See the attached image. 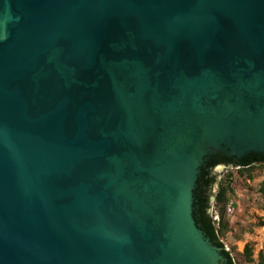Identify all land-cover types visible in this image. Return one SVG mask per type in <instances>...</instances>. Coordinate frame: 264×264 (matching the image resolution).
I'll list each match as a JSON object with an SVG mask.
<instances>
[{
    "label": "water",
    "instance_id": "obj_1",
    "mask_svg": "<svg viewBox=\"0 0 264 264\" xmlns=\"http://www.w3.org/2000/svg\"><path fill=\"white\" fill-rule=\"evenodd\" d=\"M215 152L264 154V0H0V264H224Z\"/></svg>",
    "mask_w": 264,
    "mask_h": 264
},
{
    "label": "rangeland",
    "instance_id": "obj_2",
    "mask_svg": "<svg viewBox=\"0 0 264 264\" xmlns=\"http://www.w3.org/2000/svg\"><path fill=\"white\" fill-rule=\"evenodd\" d=\"M236 169L226 170L218 180L219 185L227 174L233 175L232 193L226 194L223 207V228L219 240L229 251L235 264H259L260 254L264 255V196L257 192L264 181V165L253 170L251 181L238 179ZM212 216L219 217L218 204L211 202ZM250 249V262L243 256L244 247Z\"/></svg>",
    "mask_w": 264,
    "mask_h": 264
},
{
    "label": "trees",
    "instance_id": "obj_3",
    "mask_svg": "<svg viewBox=\"0 0 264 264\" xmlns=\"http://www.w3.org/2000/svg\"><path fill=\"white\" fill-rule=\"evenodd\" d=\"M223 156H217V158L210 161L209 165L213 166L217 163H220ZM226 162H229V159L225 160ZM264 165V156H258L254 154H250L241 160L237 161V164L235 165V174L238 179L251 181L254 178L253 170L257 168V166ZM212 179L206 178V176H203L200 179V182L205 185L212 183ZM233 184V175L227 174L226 178L222 181L220 184V191L217 194L216 200L220 202L221 204L225 205L227 202L226 194L232 193L231 187ZM257 192L264 196V181H262L258 187ZM198 204H199V215L200 220L202 224V229L205 234V237L209 239V241L215 245L217 248H220L222 251V255L226 259V264H235L234 260L231 257V254L229 251H226L224 249V246L222 242L219 240V233H221V230L223 228V211H221L220 214V220L219 221H213L210 217H208L206 210L208 208L207 201L203 199L202 197H197ZM206 213V214H205ZM264 226V224H261ZM263 251H264V244H263ZM250 249L248 246L244 247L243 256L245 258L246 262H250ZM259 264H264V255L260 254L259 256Z\"/></svg>",
    "mask_w": 264,
    "mask_h": 264
},
{
    "label": "flooded vegetation",
    "instance_id": "obj_4",
    "mask_svg": "<svg viewBox=\"0 0 264 264\" xmlns=\"http://www.w3.org/2000/svg\"><path fill=\"white\" fill-rule=\"evenodd\" d=\"M250 154H254V155H258V156H264V154H256V153H250ZM247 154L239 159H237L236 157H228L225 154L221 153V152H215V153H211L205 160V162L202 164L201 168H200V172L198 175V178L196 180V184L195 187L192 191V196H193V203H192V218L194 220L195 225L197 226V228L204 234L203 229H202V224H201V220H200V215H199V204H198V200L197 197H202L203 199H205L207 201L208 204V208L206 210V213L208 215V217H210L213 221H219L220 220V215L219 217H213L212 216V204L211 201H213L214 203H216V205L218 206V209L220 211H223V207L224 205L221 204L220 202H218L216 200L217 194L220 191V182L216 183V174L219 173L220 171H224L230 168H235V165L237 164V161L241 160L242 158L250 155ZM217 156H223V160L220 161V163H217L213 166H210L209 163L211 160L217 158ZM229 159V162H226L225 160ZM206 176V178L208 179H212V183L209 184H203V182H200V179ZM214 185H216L214 187ZM205 213V214H206ZM205 236V234H204ZM211 243V242H210ZM212 244V243H211ZM213 245V244H212ZM215 246V245H214ZM220 249V248H219ZM227 251V250H226ZM220 255L223 257L224 259V264H226V259L224 258V256L222 255V251L220 249Z\"/></svg>",
    "mask_w": 264,
    "mask_h": 264
}]
</instances>
